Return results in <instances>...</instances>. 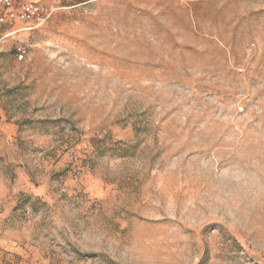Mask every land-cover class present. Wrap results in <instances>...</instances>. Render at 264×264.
<instances>
[{
	"label": "rangeland",
	"instance_id": "1",
	"mask_svg": "<svg viewBox=\"0 0 264 264\" xmlns=\"http://www.w3.org/2000/svg\"><path fill=\"white\" fill-rule=\"evenodd\" d=\"M24 27L0 26V264H264V0Z\"/></svg>",
	"mask_w": 264,
	"mask_h": 264
},
{
	"label": "built area",
	"instance_id": "2",
	"mask_svg": "<svg viewBox=\"0 0 264 264\" xmlns=\"http://www.w3.org/2000/svg\"><path fill=\"white\" fill-rule=\"evenodd\" d=\"M69 0H0V26L23 24L24 31H36L47 25ZM19 32V31H17ZM15 32V33H17ZM20 56L25 49L18 47Z\"/></svg>",
	"mask_w": 264,
	"mask_h": 264
},
{
	"label": "crops",
	"instance_id": "3",
	"mask_svg": "<svg viewBox=\"0 0 264 264\" xmlns=\"http://www.w3.org/2000/svg\"><path fill=\"white\" fill-rule=\"evenodd\" d=\"M5 35V34H4ZM4 35L1 36V38L5 37Z\"/></svg>",
	"mask_w": 264,
	"mask_h": 264
}]
</instances>
